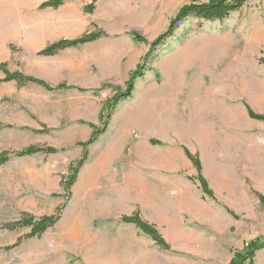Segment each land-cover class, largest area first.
Listing matches in <instances>:
<instances>
[{"label": "rangeland", "instance_id": "rangeland-1", "mask_svg": "<svg viewBox=\"0 0 264 264\" xmlns=\"http://www.w3.org/2000/svg\"><path fill=\"white\" fill-rule=\"evenodd\" d=\"M210 1L105 2L101 16L121 10L108 25L133 47L125 61L129 79L102 83L101 112L142 72L88 147L69 198L63 178L91 136L70 139L78 130L67 123L0 133V154L43 145L59 150L0 167V264H231L264 241V0H248L223 21L186 18L153 48L185 8ZM18 45L7 44L12 67ZM97 127L104 128L100 116ZM62 205L61 220L41 237L27 239L29 228L1 229L24 215H54ZM135 216L159 232L165 247L123 222ZM245 264H264V250Z\"/></svg>", "mask_w": 264, "mask_h": 264}, {"label": "crops", "instance_id": "crops-1", "mask_svg": "<svg viewBox=\"0 0 264 264\" xmlns=\"http://www.w3.org/2000/svg\"><path fill=\"white\" fill-rule=\"evenodd\" d=\"M47 1L0 0V50L4 51L0 65L7 63L11 72H23L51 87L68 88L50 92L37 84L20 87L15 81L1 83L0 123L5 126L1 132L15 127L37 129L40 123L51 128L67 123L78 130L72 131L70 139L91 136L92 126L99 122L102 83L129 79L131 67L125 61L133 45L124 33H118L122 30L114 31L108 25L121 10H107L101 16L108 0H99L94 14L84 12L93 0H66L56 10L41 9ZM97 28L109 36L53 57L38 55L56 41L77 39ZM11 40L22 50L13 67L14 53L7 47ZM4 55L11 58L3 61ZM22 64L25 67H20ZM4 78L0 70V79Z\"/></svg>", "mask_w": 264, "mask_h": 264}, {"label": "trees", "instance_id": "trees-1", "mask_svg": "<svg viewBox=\"0 0 264 264\" xmlns=\"http://www.w3.org/2000/svg\"><path fill=\"white\" fill-rule=\"evenodd\" d=\"M99 0H93V2L87 6L84 10L86 14H94L97 9V3ZM248 0H213L207 3H196L193 4L187 8H185L172 22L171 28L163 35H161L156 42L153 43V48H156L160 46L163 42H165L168 37H170L173 34L174 26L180 23L182 20L189 18V17H195L198 19H202L208 22H215V21H223L225 19H228L233 13L241 10L244 5L246 4ZM66 0H49L45 2L41 9H58L61 7ZM109 35L103 31V30H95L92 32H89L80 38L77 39H61L59 41H56L52 44H50L46 49H44L42 52H40L39 56L44 57H53L58 55L61 51L70 49V48H76L80 45H84L90 42H94L97 40H100L102 38H106ZM134 38L137 41H141L142 38L140 36L134 35ZM142 67H140L136 72H134L131 75L130 80L127 83V89L124 92H121L117 95H115L110 101L106 102L100 118L101 121H103L104 128L99 129L98 127L92 126L93 132L90 137V139L87 142L79 144L83 147V155L82 158L76 162L75 164H72L70 167V174L68 176H65L63 178L62 187L66 193V195L70 196L71 190L73 186L75 185L77 181L78 174L81 170V168L84 166L86 161L89 157L88 147L96 142V140L99 138V136L105 132L107 127V124L109 123L115 107L118 105V103L122 100L128 99L131 97L134 87H135V81L138 79L142 72ZM0 70L4 73L5 78L2 80L0 79L1 83L6 82H12L15 81L19 84L20 87L27 86L29 84H37L39 86H42L47 91L54 92L58 90L67 89L68 87L65 85L59 86V87H51L46 82L37 79L35 77L26 75L23 72L16 71L11 72L8 68L7 63H2L0 65ZM5 128L0 123V132ZM59 153V150L52 146H30L28 148H25L21 151L16 152H2L0 154V167L6 165L8 162H10L13 158H27L32 157L35 155H53ZM201 181V185L204 189V191L207 190V184L206 181L203 178L199 179ZM65 208V205H62L59 207L54 215L51 216H45L42 218H35L31 215H24L20 220L7 223L1 226V229L8 230V231H19L24 228L31 229V233L26 236L27 239L35 238V237H41L43 236L48 230L53 228L60 220L62 212ZM123 222L126 224H132L135 225L136 228H138L140 231H142L144 234L149 236L154 242H156L159 246L165 247V242L162 239L159 232L152 226L148 225L147 223L143 222L138 216L132 217V218H124ZM24 238H20L18 242L8 247L7 249H13L18 247ZM259 250H264V241H256L251 243L248 246V250L246 252L238 253V255L232 260L231 264H245L247 261H252L255 258V254Z\"/></svg>", "mask_w": 264, "mask_h": 264}, {"label": "bare ground", "instance_id": "bare-ground-1", "mask_svg": "<svg viewBox=\"0 0 264 264\" xmlns=\"http://www.w3.org/2000/svg\"><path fill=\"white\" fill-rule=\"evenodd\" d=\"M191 56H192V55H191ZM190 58H191V57H190ZM186 60H187V59H186ZM150 103H151V102H150ZM147 106H148V105H147ZM147 106H145L144 109H145ZM153 107H154V106H153ZM139 109H141V108H139ZM142 109H143V108H142ZM148 109H149V108H148ZM151 109H152V108H151ZM151 109H150V110H151ZM136 111H138V109H137ZM152 111H153V109H152ZM154 111H155V110H154ZM142 112H143V111H142ZM144 112H145V111H144ZM147 112H148V111H147ZM134 113H135V112H134ZM140 113H141V112H140ZM137 114H138V113H137ZM145 114L148 115V113H145ZM149 114H150V113H149ZM135 115H136V114H135ZM147 115H146V116H147ZM133 116H134V115H133ZM133 116H132V117H133ZM148 116H149V115H148ZM151 116H152V115H151ZM140 118H141V116H140ZM143 118H144V117H143ZM140 120H142V119H140ZM140 120H139V121H140ZM152 120H153V119H152ZM146 121H147V120H146ZM148 121H149V120H148ZM141 122H142V121H141ZM143 122H144V121H143Z\"/></svg>", "mask_w": 264, "mask_h": 264}]
</instances>
